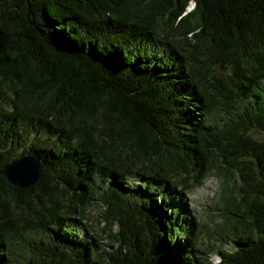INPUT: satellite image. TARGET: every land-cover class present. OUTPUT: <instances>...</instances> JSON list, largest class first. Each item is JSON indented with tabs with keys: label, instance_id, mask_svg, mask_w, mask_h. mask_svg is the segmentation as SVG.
I'll list each match as a JSON object with an SVG mask.
<instances>
[{
	"label": "trees",
	"instance_id": "16d2710c",
	"mask_svg": "<svg viewBox=\"0 0 264 264\" xmlns=\"http://www.w3.org/2000/svg\"><path fill=\"white\" fill-rule=\"evenodd\" d=\"M263 84L264 0H0V264H264Z\"/></svg>",
	"mask_w": 264,
	"mask_h": 264
},
{
	"label": "rangeland",
	"instance_id": "374dc122",
	"mask_svg": "<svg viewBox=\"0 0 264 264\" xmlns=\"http://www.w3.org/2000/svg\"><path fill=\"white\" fill-rule=\"evenodd\" d=\"M191 8V7H190ZM230 73L227 70L224 74L228 75ZM264 87V84H263ZM232 182V181H231ZM221 183L220 180L209 175L203 182L202 186L181 192L180 190H171V195L166 196L167 205L170 207V203L176 205L179 203V198L181 196L184 198V205L190 213L187 216V221L192 220L193 227L196 229L198 235V241L203 243L199 245L201 251H205V246L208 242H213L216 240L215 231H217V226L221 224L222 219L219 218L220 208L218 198L220 193ZM176 197V198H175ZM175 198V199H173ZM101 207L97 203L93 208L89 210L88 216L90 220V226L93 228L94 232L98 231L103 227V224H99V215L101 214ZM101 244H107L104 238L100 241ZM202 259L205 260L204 263L217 264L218 255L205 254L203 252Z\"/></svg>",
	"mask_w": 264,
	"mask_h": 264
},
{
	"label": "water",
	"instance_id": "95a60500",
	"mask_svg": "<svg viewBox=\"0 0 264 264\" xmlns=\"http://www.w3.org/2000/svg\"><path fill=\"white\" fill-rule=\"evenodd\" d=\"M222 71V68H220ZM41 165L37 157L23 156L3 167L2 176L13 186L26 189L38 179Z\"/></svg>",
	"mask_w": 264,
	"mask_h": 264
}]
</instances>
